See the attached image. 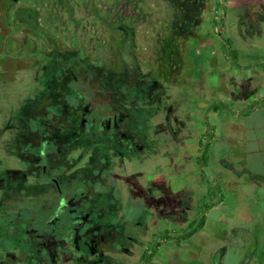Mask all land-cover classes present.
<instances>
[{
	"label": "rangeland",
	"instance_id": "1",
	"mask_svg": "<svg viewBox=\"0 0 264 264\" xmlns=\"http://www.w3.org/2000/svg\"><path fill=\"white\" fill-rule=\"evenodd\" d=\"M136 1L121 0L110 8V15L118 19L117 28L137 24L131 49L141 70L150 72L143 86L147 104L131 108L127 123L135 137L155 139L161 144L163 156L156 161H162V177L173 192L164 196L161 205L167 213L171 211L176 222L173 226V222L162 219L153 226L148 221L149 213L145 224L148 223L143 226L151 233L167 231L170 236L176 230L179 235L178 241L169 239L165 246L159 243V252L153 254L149 264H204L200 260L204 261L209 254L206 264H218L217 258L221 256L222 263L228 264L232 254L223 253V244L219 242L243 235L237 227L264 219V11L258 7V0H140L149 9L144 22H140L135 14ZM213 20L222 21L223 36L231 40L236 62L233 56L225 54L218 34L220 26L214 25ZM9 22L0 9V107L14 108L19 114L15 120L18 124L23 121L24 111L38 107L36 96L42 90L39 82L42 65L33 57L29 46H23L20 41L19 26H15L18 32L14 33ZM83 22L85 42L78 45L91 49L95 46L88 42L91 34L97 32L95 36L106 37V26L90 16ZM64 39L76 45L73 35L68 34ZM111 66L118 68L115 61ZM241 99H248L245 104L250 105L241 112L245 114L241 117L243 123H238L226 104ZM214 105L219 106L218 111L210 112ZM166 110H171L170 123L161 130L157 123H162ZM234 113L237 114L236 110ZM2 115L0 125L4 123ZM92 116L100 115L94 110ZM213 126L215 137L208 161L202 164L197 162L207 140L202 136ZM161 131L163 134H157ZM198 140L202 141V147ZM86 144L84 135H80L77 148L85 149ZM152 145L151 142L147 149ZM69 154L64 151L58 158L62 160ZM7 156L5 150L0 151V181L4 186L13 185L15 180L12 178L15 174L7 170V166L13 165ZM154 162L150 160L146 164L150 176ZM215 183L226 196L228 210L220 202L219 208L210 209L206 215V226L182 242L184 221L187 219L188 224L197 218L208 186L215 188ZM79 185L74 182L72 187ZM28 213L33 214V210ZM138 214L134 207V216Z\"/></svg>",
	"mask_w": 264,
	"mask_h": 264
},
{
	"label": "flooded vegetation",
	"instance_id": "2",
	"mask_svg": "<svg viewBox=\"0 0 264 264\" xmlns=\"http://www.w3.org/2000/svg\"><path fill=\"white\" fill-rule=\"evenodd\" d=\"M257 3L264 11V0ZM1 113L0 151L12 159L7 170L15 180L10 186L0 181V264H149L150 257L153 260L165 232H149L147 214L151 213L148 221L153 226L162 219L173 222L171 211L161 205L164 196L172 193L162 177V161H156L163 156L161 144L135 137L126 110L115 109L109 118L99 113L94 143L82 150L76 146L77 136L84 135L88 143L85 136L92 135L85 123L71 132L63 125L61 133L51 124L45 127L46 137L38 139L33 110L24 111L18 124L14 108L0 107ZM170 115L171 110H166L162 123H157L161 130L170 123ZM64 151L70 154L59 160ZM150 160L155 161L152 176L146 168ZM74 182L80 185L72 187ZM171 236L174 242L179 237L176 230Z\"/></svg>",
	"mask_w": 264,
	"mask_h": 264
},
{
	"label": "trees",
	"instance_id": "3",
	"mask_svg": "<svg viewBox=\"0 0 264 264\" xmlns=\"http://www.w3.org/2000/svg\"><path fill=\"white\" fill-rule=\"evenodd\" d=\"M0 1L4 17L11 20L8 25L11 28L14 26V33L18 32L15 26H19L20 41L23 46H29L33 57L42 65L39 79L42 90L36 96L38 107L33 109L36 138L46 137L45 127L51 124L55 125L56 132L61 133L59 130L63 125L69 126L68 131L71 132L78 131V126L85 123V129H89L87 132L92 133L85 136L88 140L86 145L91 146L95 139V125L99 122V116H92L94 110L102 118H109L115 109L126 110L131 114V108L146 106L148 97L143 86L150 72L141 70L142 66L131 49L137 24L134 27L121 25V28H117L115 23L118 19L110 15V8L120 4L121 0ZM138 1L134 3L135 14L140 22H144L143 18L149 9ZM217 6L222 8L220 3ZM89 16L103 22L106 37H97L95 32L88 40L95 46L91 49L83 46L80 48L79 42H85L82 40L86 29L83 21ZM213 24L220 26L218 34L225 54L236 60L231 40L223 36L222 21L213 20ZM68 34L76 38V45L68 44L64 39ZM114 61L118 65L116 69L111 66ZM213 109L218 111L219 106ZM74 136L70 135V138ZM202 137L211 138L208 132ZM210 145L211 140L208 139L199 159L202 164L207 162ZM199 146L202 147V142H199ZM215 195V188L208 186L205 202L197 218L183 231L182 240L191 237L204 226V213L214 206L212 198ZM237 228L243 235L226 240L227 243L222 246L223 253L227 251L228 256L232 254L228 264H264V219L249 221L245 226L243 224ZM222 259V256L217 258L218 264H223Z\"/></svg>",
	"mask_w": 264,
	"mask_h": 264
},
{
	"label": "crops",
	"instance_id": "4",
	"mask_svg": "<svg viewBox=\"0 0 264 264\" xmlns=\"http://www.w3.org/2000/svg\"><path fill=\"white\" fill-rule=\"evenodd\" d=\"M234 60V59H233ZM236 60H237V55H236ZM236 60H234L235 62H236ZM241 83H245L244 81H242ZM247 100L248 99H241V100H238V102L237 101H231L232 103H230L229 104V102L226 104V107H227V109L229 110V111H231L232 112V114L234 115V116H236L237 117V119H238V123H243L242 121V119H241V117H244L245 116V114H243V113H241V112H244V110L245 109H248V105H250V103H247V104H245L246 102H247ZM237 102V103H236ZM252 105H254V103L252 104ZM215 106V105H214ZM214 106H211V108H210V112L212 111V112H217V111H214V109H213V107ZM237 106V107H236ZM225 107V108H226ZM224 108V109H225ZM238 109V110H237ZM251 109V108H250ZM207 110H208V108H207ZM236 110V112H237V114L236 113H234V111ZM240 127V126H239ZM213 128H214V130H212V128L210 127L209 129H208V133L210 134V136H211V138H208L207 137V140L208 139H210L211 140V145H212V143H213V139H214V137H215V132H216V127H214L213 126ZM207 133V132H206ZM200 138V137H199ZM206 140V141H207ZM199 142H202V141H200V140H198ZM206 143V142H205ZM211 145H210V148H211ZM210 148L208 149V151L210 150ZM207 155H208V152H207ZM207 161H208V158H207ZM197 162H199V159L197 160ZM165 185L167 186V188L170 190V192L172 191L171 190V188L169 187V186H171L170 184H169V182H167V180H165ZM211 186V185H210ZM216 186H218L216 183H215V191H216V195L212 198V202L214 203V206L212 207V208H210V209H214V208H219L220 207V202H224L225 203V209H226V205H228L229 203H228V201H226L225 200V194L222 192L223 190H221V189H218ZM212 187V186H211ZM220 188V187H219ZM174 192H176L177 193V190H175ZM172 194H173V192H171ZM222 196V197H221ZM216 197H218V200L216 201L215 200V198ZM221 199H223V200H221ZM234 199V198H233ZM233 199L232 200H230L231 202L233 201ZM180 207H181V205H180ZM210 209L206 212V213H204V218H205V221H204V226H206V215L208 214V212L210 211ZM226 210H228V207H227V209ZM251 216V215H250ZM187 217H185V219H186ZM182 219V218H181ZM185 222V228L187 229V227H188V224H187V219H186V221H184ZM204 226L200 229V230H202L203 228H204ZM199 230V231H200ZM199 231H197V232H199ZM167 232V231H166ZM166 232H165V234L163 235V237H164V239H163V242H161V243H163V245L165 246L166 244H164L165 242H170V240H172L173 238H172V236L170 235L169 236V234H168V232H167V234H166ZM196 232V233H197ZM196 233H194V234H196ZM193 234V235H194ZM227 234V233H226ZM192 235V236H193ZM179 236V235H178ZM191 236V237H192ZM180 237H181V235H180ZM172 238V239H171ZM190 238V237H189ZM170 239V240H169ZM177 239V241H178V238H176ZM181 241L183 242L184 240H182L181 239ZM229 241V240H228ZM217 243H218V241H216ZM167 243V244H168ZM227 243V241L226 240H224V241H221V242H219V244H226ZM222 245V246H223ZM157 247H158V252H159V248H160V244H157ZM210 255V254H209ZM207 256L206 257V259L203 261L202 259L200 260L202 263L204 262V264H206L208 261H209V257L210 256ZM197 259V258H196ZM150 260H151V257H150Z\"/></svg>",
	"mask_w": 264,
	"mask_h": 264
}]
</instances>
